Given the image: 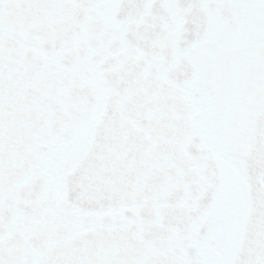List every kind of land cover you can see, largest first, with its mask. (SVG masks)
<instances>
[{
	"label": "snow or ice",
	"instance_id": "snow-or-ice-1",
	"mask_svg": "<svg viewBox=\"0 0 264 264\" xmlns=\"http://www.w3.org/2000/svg\"><path fill=\"white\" fill-rule=\"evenodd\" d=\"M0 264H264V0H0Z\"/></svg>",
	"mask_w": 264,
	"mask_h": 264
}]
</instances>
